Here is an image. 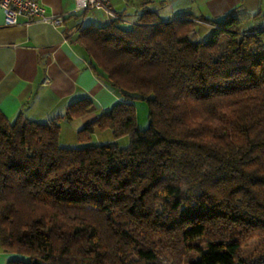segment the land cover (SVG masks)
Wrapping results in <instances>:
<instances>
[{
  "label": "trees",
  "instance_id": "1",
  "mask_svg": "<svg viewBox=\"0 0 264 264\" xmlns=\"http://www.w3.org/2000/svg\"><path fill=\"white\" fill-rule=\"evenodd\" d=\"M260 18L165 20L144 9L130 28H80L95 70L122 99L79 140L95 127L129 142L66 147L58 121L0 111V246L16 255L6 264H264V249L241 254L247 240L264 239ZM200 22L211 26L204 41L192 39ZM134 99L147 102L146 129Z\"/></svg>",
  "mask_w": 264,
  "mask_h": 264
},
{
  "label": "crops",
  "instance_id": "2",
  "mask_svg": "<svg viewBox=\"0 0 264 264\" xmlns=\"http://www.w3.org/2000/svg\"><path fill=\"white\" fill-rule=\"evenodd\" d=\"M38 1L45 14L62 16L63 24L53 26L41 20L26 24L21 19L17 24H5L0 9V111L9 121L17 116L58 121L63 146H72L75 141L78 145L93 144L90 141L97 128L86 142L79 140L78 132L122 99L95 70L78 39L80 28L112 21L130 28L144 9L156 11L165 20L184 13L217 20L236 11L249 19L259 15V21L264 22V0H110L108 11L79 12L74 9V0ZM198 27L211 30L204 22ZM83 100L88 103L87 111L67 118L69 108ZM124 137L110 140L119 142ZM15 257L0 246V264Z\"/></svg>",
  "mask_w": 264,
  "mask_h": 264
},
{
  "label": "built area",
  "instance_id": "3",
  "mask_svg": "<svg viewBox=\"0 0 264 264\" xmlns=\"http://www.w3.org/2000/svg\"><path fill=\"white\" fill-rule=\"evenodd\" d=\"M110 0H74L75 11L88 9L109 10ZM0 9L4 14L5 24H17L20 19L28 24L34 20H41L53 26L63 24L59 15H47L38 0H0Z\"/></svg>",
  "mask_w": 264,
  "mask_h": 264
},
{
  "label": "rangeland",
  "instance_id": "4",
  "mask_svg": "<svg viewBox=\"0 0 264 264\" xmlns=\"http://www.w3.org/2000/svg\"><path fill=\"white\" fill-rule=\"evenodd\" d=\"M260 25H264V23H260ZM211 36V30L205 29V28H197L196 34L193 35V40H207ZM136 111V121L137 125L140 129H146L148 127V107L147 102L143 99H134L133 101ZM113 138L112 133L108 129H98L95 131V137H92L91 143L93 144H102V143H108L109 140ZM111 141V140H110ZM129 142L128 137H124L123 140L119 141V145H127ZM79 141H75V144L72 146H66V147H75L78 145ZM261 249H264V239H260L258 237H252L245 242L243 247L241 248V254L246 257H250L258 252H260ZM256 252V253H255ZM189 254H191L193 257L198 258L199 255L195 253L193 250L189 251ZM168 256V255H165Z\"/></svg>",
  "mask_w": 264,
  "mask_h": 264
},
{
  "label": "water",
  "instance_id": "5",
  "mask_svg": "<svg viewBox=\"0 0 264 264\" xmlns=\"http://www.w3.org/2000/svg\"><path fill=\"white\" fill-rule=\"evenodd\" d=\"M33 263L36 264L37 263V260H34Z\"/></svg>",
  "mask_w": 264,
  "mask_h": 264
}]
</instances>
